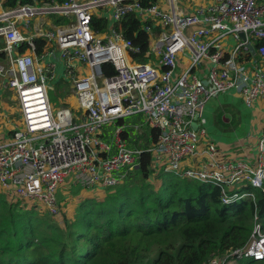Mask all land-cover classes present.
<instances>
[{
  "label": "built area",
  "instance_id": "built-area-1",
  "mask_svg": "<svg viewBox=\"0 0 264 264\" xmlns=\"http://www.w3.org/2000/svg\"><path fill=\"white\" fill-rule=\"evenodd\" d=\"M2 3L0 77L17 103L9 135L0 139V192L10 201L58 220L64 203L58 198L60 185L113 187L137 166L143 151L152 154L155 170L217 186L224 204L254 199L249 185L264 191V128L258 161L251 164L224 157L200 118L207 100L229 90L248 106L263 98L264 112V0H154L147 6L141 0ZM131 12L151 21L143 25L149 50L141 62L132 59L138 49L121 30L120 20ZM53 15L66 22L54 23ZM94 17L106 22L104 31L95 28ZM39 40L43 44L37 50ZM56 52L66 80L57 73ZM183 57L189 64L182 70L177 60ZM105 63L113 74L104 73ZM59 79L70 86L63 97L54 96ZM132 115L142 122L104 133L106 126ZM142 124L159 129L147 148L122 135L125 128L136 131ZM201 143L204 157L198 159ZM254 219L243 246L213 255L205 264L264 261V230L256 214Z\"/></svg>",
  "mask_w": 264,
  "mask_h": 264
},
{
  "label": "trees",
  "instance_id": "trees-1",
  "mask_svg": "<svg viewBox=\"0 0 264 264\" xmlns=\"http://www.w3.org/2000/svg\"><path fill=\"white\" fill-rule=\"evenodd\" d=\"M18 2L32 0H4L2 5L12 7ZM152 2L141 0L143 6ZM52 20L66 22L55 15ZM93 23L97 30H105L101 18L94 17ZM144 24L151 21H141L133 12L120 20L124 36L138 49L131 54L137 62L148 58ZM38 43L40 50L43 42ZM103 71L114 73L108 63ZM66 94L68 85L57 82L54 96ZM217 113L215 123L226 121L221 110ZM124 123L121 118L115 125ZM141 126L138 138L144 147L152 145L159 129ZM151 162L150 152L143 151L137 166L117 185L107 187L103 198H81L72 217L63 218V226L49 213L23 208L0 192V264H205L213 255L243 246L255 225V214L264 230V191L249 185L254 199L224 204L220 189L212 183L182 178L163 168L155 171ZM65 185H69L67 192L58 189L60 201L82 188L71 182ZM236 264L264 261L244 258Z\"/></svg>",
  "mask_w": 264,
  "mask_h": 264
},
{
  "label": "crops",
  "instance_id": "crops-1",
  "mask_svg": "<svg viewBox=\"0 0 264 264\" xmlns=\"http://www.w3.org/2000/svg\"><path fill=\"white\" fill-rule=\"evenodd\" d=\"M1 48H0V51H1ZM4 62H5V57L3 56V59L0 57V63H4ZM57 82L64 83L66 81L59 79ZM231 91L232 90H229L223 93H230ZM9 92H10L9 95L12 98L13 97L12 91L3 87L2 79L0 77V99L3 98L4 94L9 93ZM258 100L263 102V98L260 97L252 105L248 106L240 97V102L243 108L239 106H234L229 103H224V104L219 103L218 108L223 112L221 116L226 118L227 123L223 120L224 122H219L217 124L215 123L216 115L212 118L211 122H212L213 128L218 131L217 136H211V134L208 132V128L204 126L206 123V118L203 117V115H205V112H210L211 110L205 111L204 106L201 110V113H200L201 114L200 115L201 125L205 128L210 140L216 144L218 151H220V153H222L224 157L227 156L229 160L239 159V160L251 163V164H256V162L258 161L257 142L264 128V112H263L262 107L259 106ZM12 119L10 117L8 118V116L6 117V119H3V121L5 122L3 126H6V132L0 133V139L8 137L9 131H10V128L13 122ZM235 120H237L236 129L233 131H228L232 129L231 123ZM215 124L218 127H216ZM221 125H226V127L224 129H221L219 128ZM2 127L0 126V128ZM136 132H137L136 134L138 135V130H136ZM202 146L203 145L201 143L198 149L199 150L198 159L204 157L202 153V150H203ZM151 157H152V162H151L152 166L153 168L155 167L154 169H157L158 168L157 163L156 162L154 163V158L152 154H151ZM193 161L194 159L187 160L188 163L193 162ZM155 171H158V170H155ZM88 190H89L88 192H91L92 194H96V195L101 194L100 190H93V189H88ZM83 192L84 191L81 192L82 197H90L89 194L83 193ZM66 197L67 195H65V198ZM74 208H73V213H74ZM72 215H67V216L70 218L72 217Z\"/></svg>",
  "mask_w": 264,
  "mask_h": 264
},
{
  "label": "rangeland",
  "instance_id": "rangeland-1",
  "mask_svg": "<svg viewBox=\"0 0 264 264\" xmlns=\"http://www.w3.org/2000/svg\"><path fill=\"white\" fill-rule=\"evenodd\" d=\"M190 1H197V0H190ZM201 2H206L207 0H199ZM55 58L57 59V73L59 74L60 77H62V73H63V70H64V66H63V63L62 61H60V54L58 52L55 53ZM3 62V61H2ZM177 63L180 67H182V70L185 69L188 64H189V61L186 57H183L182 59H178L177 60ZM62 79L66 80V78L62 77ZM63 84H67L69 89H70V86L68 84V82H64ZM55 86V85H54ZM10 92L9 93H6L3 95V98L0 99V126L2 127L3 124L5 123L3 121V119H6V117L8 116V118L10 117L12 120H15L17 118L16 116V112H15V109H16V101L14 99V97H10ZM52 95V93H51ZM240 94L237 93L236 91L232 90L230 93H220L218 94L217 96H214L212 98H210L209 100H207L205 103H204V110L207 111V110H211L210 112H205V115H203V117L206 118V123H205V127L208 128V132L211 134V136H217L218 135V131L216 129L213 128V125H212V118L218 114L217 112H219V108H218V104H224V103H229V104H232L234 106H239V107H242L241 105V102H240ZM51 97V96H50ZM52 99V97H51ZM54 100V99H52ZM259 106L262 107V101H259ZM258 105V104H257ZM243 108V107H242ZM229 118V117H227ZM125 123H132V124H137V123H141L142 120H141V116L140 115H132V116H128V117H125L123 118ZM227 123V120L225 121ZM232 129L228 130V131H233L236 129L237 127V120L233 121L232 123ZM216 125V124H215ZM116 125H113V126H106L104 128V133L105 134H112L113 130L115 129ZM216 127H218L216 125ZM226 127V125H221L219 128L221 129H224ZM129 129L125 128V131H124V138H127V140H129L130 142V138H133L135 137V143H133L135 146H138V147H141V148H146L144 147V144L142 143V140L141 138L137 136V132L134 130H132L131 127H129ZM127 129V130H126ZM142 130V126H139V128L137 129L138 131L139 130ZM6 132V126H3L2 128H0V133H4ZM131 143V142H130ZM67 181V180H66ZM66 183V182H65ZM64 183V184H65ZM60 185L59 188L65 192H67L69 190V185ZM106 189L107 188H104V189H100V192L101 194L99 195H96V194H92L91 192H88L89 190L87 188H80L79 190H72L70 193H69V196H67L64 200V203L62 204V209H63V217L61 216L60 219H56L54 217H51L53 218L55 221L59 222L61 226H63V218H68L67 215H72L73 214V208L75 207L76 203L81 199L83 198L82 197V191H84L83 193H87L89 194L90 197L92 198H96V199H100V198H103V197H100L101 195H105L106 194ZM95 195V196H94ZM100 197V198H99ZM64 214L66 216H64Z\"/></svg>",
  "mask_w": 264,
  "mask_h": 264
},
{
  "label": "water",
  "instance_id": "water-1",
  "mask_svg": "<svg viewBox=\"0 0 264 264\" xmlns=\"http://www.w3.org/2000/svg\"><path fill=\"white\" fill-rule=\"evenodd\" d=\"M240 36L241 37H244V34L243 33H240ZM248 46H249L250 51L251 52H254V47L251 44H249ZM204 84L207 85L208 84V80H205L204 81ZM196 126H197V124L196 123H193V127L195 128Z\"/></svg>",
  "mask_w": 264,
  "mask_h": 264
}]
</instances>
